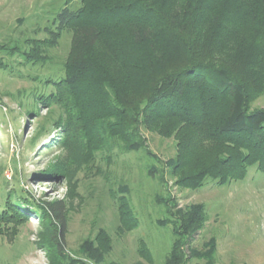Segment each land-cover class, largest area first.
I'll use <instances>...</instances> for the list:
<instances>
[{"label":"rangeland","instance_id":"obj_1","mask_svg":"<svg viewBox=\"0 0 264 264\" xmlns=\"http://www.w3.org/2000/svg\"><path fill=\"white\" fill-rule=\"evenodd\" d=\"M80 7L81 0H0V206L7 199L18 214L0 228V264H163L176 238L170 215L192 205L207 218L186 254H208L214 240L213 264H264V178L256 165L238 181L206 177L188 189L169 167L177 154L194 170L215 155L194 126L158 119L140 128L143 150L129 152L65 134L61 109L42 98L63 77L71 48L70 30L53 35L60 15ZM243 58L240 51L230 62ZM255 93L250 111L264 109V91ZM46 202L64 206L60 238ZM207 263L192 257L186 264Z\"/></svg>","mask_w":264,"mask_h":264},{"label":"trees","instance_id":"obj_2","mask_svg":"<svg viewBox=\"0 0 264 264\" xmlns=\"http://www.w3.org/2000/svg\"><path fill=\"white\" fill-rule=\"evenodd\" d=\"M65 28L72 40L63 77L42 99L59 106L57 121L67 136L99 150L117 142L125 152L138 151L144 148L141 127L177 120L196 127L215 152L200 170L178 153L169 166L178 186L197 189L206 177L219 185L238 181L251 165L264 178V109H248L255 91H264V0H81L79 9L60 15L53 35ZM240 51L244 58L230 62ZM16 207L5 199L0 228L17 219ZM42 209L62 237V202ZM170 217L176 238L163 264H186L192 257L213 264L214 240L208 254L183 249L203 228L204 207ZM52 247L61 252L58 242Z\"/></svg>","mask_w":264,"mask_h":264}]
</instances>
